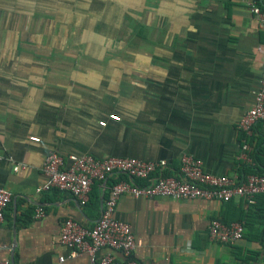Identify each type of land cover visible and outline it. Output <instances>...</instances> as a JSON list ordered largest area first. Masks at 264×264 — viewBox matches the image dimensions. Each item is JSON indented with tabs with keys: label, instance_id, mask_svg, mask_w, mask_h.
Returning <instances> with one entry per match:
<instances>
[{
	"label": "crops",
	"instance_id": "1",
	"mask_svg": "<svg viewBox=\"0 0 264 264\" xmlns=\"http://www.w3.org/2000/svg\"><path fill=\"white\" fill-rule=\"evenodd\" d=\"M263 65L264 28L247 0H0V187L12 194L0 263L89 264L85 253L70 257L61 226L93 227L105 199L81 206L37 193L52 152L165 161L172 174L189 155L237 181L258 172L264 123L245 136L238 122ZM115 218L130 225L139 264H264V195L254 205L124 195ZM213 220L242 224V239L211 240ZM106 254L123 259L110 248L97 257Z\"/></svg>",
	"mask_w": 264,
	"mask_h": 264
},
{
	"label": "built area",
	"instance_id": "2",
	"mask_svg": "<svg viewBox=\"0 0 264 264\" xmlns=\"http://www.w3.org/2000/svg\"><path fill=\"white\" fill-rule=\"evenodd\" d=\"M252 14L258 18L264 28V14L260 8V0H247ZM111 120L119 121V117L110 116ZM264 123V65L260 78V86L254 94L252 107L240 118L238 130L245 136H250L253 127ZM105 122L99 125L104 127ZM39 142L38 138H30ZM247 146H243L246 150ZM244 158L247 155L244 154ZM165 161H142L135 158L109 157L98 159L91 155H69L62 157L56 152L47 155L42 173L46 181L36 188L37 193L57 190L68 193L77 199L81 206L87 204L89 192L94 181L106 182L115 174L126 175L129 179L117 182L108 189V195L103 202L100 217L93 227H85L79 222L66 219L62 223L59 242L70 250V257L85 253L89 264H139L133 253L138 242L129 224L115 218L118 200L124 196L152 199L165 197L173 200H215L222 203L238 198L246 204L254 205L258 195H264V165L259 175H249L242 181H237L226 175H213L206 172L203 162L193 156L185 155L180 159L176 175H163ZM24 168L16 166L15 171ZM134 179L146 183L137 185ZM12 202V194L0 187V223L4 221V211ZM45 211L38 207L34 218H42ZM245 228L240 223L225 225L213 220L209 227L210 239L222 244L232 245L242 239ZM102 248L119 251L123 259L118 260L111 254L97 257ZM65 260L59 258L60 262ZM0 264H11L9 259Z\"/></svg>",
	"mask_w": 264,
	"mask_h": 264
},
{
	"label": "trees",
	"instance_id": "3",
	"mask_svg": "<svg viewBox=\"0 0 264 264\" xmlns=\"http://www.w3.org/2000/svg\"><path fill=\"white\" fill-rule=\"evenodd\" d=\"M262 7H263V5H262V1H261L260 2V8H261V10H262ZM263 143H264V136L262 137V141L260 142V144H257L256 145V148L255 149H261V152L259 150H257V153H258V151L261 154L264 153V145H263ZM261 165L263 167L264 161H262V163L259 161L258 172H254V173L252 172L253 174H249V175H254V174L255 175H259V174H261L262 171L259 170ZM162 174L163 175H166V176L176 175V174H172V173L167 172V171H163ZM115 175L119 176L118 179L111 181V176L107 179L106 184L109 187L111 185H113V184H116L117 182H120V181H124V180L129 179L126 175H123V174H115ZM112 176H114V175H112ZM245 176H246V173H245ZM134 183L137 184V185H142V184H145L146 182L143 181V180L134 179ZM102 184H103V182H97V181H94L92 183V187L93 186L96 187L95 188V194L92 195L91 199L89 198V200H90L91 203H93L94 206H97L98 205V203H99V197H101L102 195H103L104 199H106V197H107V191L106 190L103 191ZM93 198H94V201H93ZM226 225H228V224H226ZM263 226H264V222H263ZM262 233L264 234V229L262 230Z\"/></svg>",
	"mask_w": 264,
	"mask_h": 264
},
{
	"label": "water",
	"instance_id": "4",
	"mask_svg": "<svg viewBox=\"0 0 264 264\" xmlns=\"http://www.w3.org/2000/svg\"><path fill=\"white\" fill-rule=\"evenodd\" d=\"M105 185H106V182L103 183L104 187H105ZM102 207H103V198H101V200H100V213L102 211Z\"/></svg>",
	"mask_w": 264,
	"mask_h": 264
}]
</instances>
